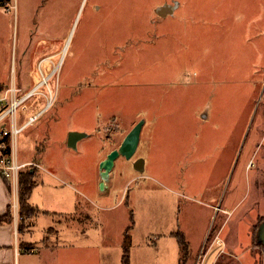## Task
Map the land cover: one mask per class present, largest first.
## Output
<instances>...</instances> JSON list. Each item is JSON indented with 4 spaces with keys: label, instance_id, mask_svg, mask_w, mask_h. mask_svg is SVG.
Wrapping results in <instances>:
<instances>
[{
    "label": "rangeland",
    "instance_id": "obj_1",
    "mask_svg": "<svg viewBox=\"0 0 264 264\" xmlns=\"http://www.w3.org/2000/svg\"><path fill=\"white\" fill-rule=\"evenodd\" d=\"M6 1L0 74L16 67L23 93L37 87L18 107L17 124L45 107L14 148L19 160H40L37 146L44 150L42 168H23L39 171L34 201L59 207L65 193L84 211L27 220L19 240L34 252L20 245L17 264H122L126 244L130 264H179L174 231L190 241L184 264H264L256 240L264 197L254 201L240 166L220 165L212 119L217 88L239 117L256 100L249 81L264 59V0ZM174 1L173 14H157V4ZM202 111L209 118L199 123ZM142 118L135 154L116 159L110 191L101 194L100 161ZM71 130L89 133L81 148L65 143ZM139 157L144 171L134 167ZM217 189L234 193L228 203L237 205L220 233L224 246L214 242L222 221L197 198Z\"/></svg>",
    "mask_w": 264,
    "mask_h": 264
},
{
    "label": "flooded vegetation",
    "instance_id": "obj_2",
    "mask_svg": "<svg viewBox=\"0 0 264 264\" xmlns=\"http://www.w3.org/2000/svg\"><path fill=\"white\" fill-rule=\"evenodd\" d=\"M102 10L97 9V11ZM264 59L259 62L262 66L256 68L255 74L249 83L257 87L255 101L244 117L235 115L231 107V101L223 100L224 92L216 89V101L214 111V152L220 165L232 167L240 166L245 171V179L250 189H254V201L257 202L264 197L261 192L264 184ZM218 79V74L216 76ZM261 95L259 97V94ZM230 93V92H228ZM242 97L249 98L246 95ZM247 100V99H246ZM219 107L217 108V106ZM226 106V107H224ZM228 109V110H225ZM226 118V122L224 120ZM221 167V166H220ZM240 178V176H238ZM240 182V180H239ZM206 195V190H204ZM207 193L208 197L210 195ZM250 195V194H249ZM219 211L220 208H217ZM233 215V212H232Z\"/></svg>",
    "mask_w": 264,
    "mask_h": 264
},
{
    "label": "crops",
    "instance_id": "obj_3",
    "mask_svg": "<svg viewBox=\"0 0 264 264\" xmlns=\"http://www.w3.org/2000/svg\"><path fill=\"white\" fill-rule=\"evenodd\" d=\"M164 3H169V2H164ZM164 3L157 4L156 9L158 6H160ZM2 9L3 8H0V14H2V13L5 14ZM167 15H169V14H167ZM167 15H165V16H167ZM165 16H162V18H165ZM10 72H12V73L10 74ZM21 76L22 75H18L16 67L12 66L8 73H5L3 75L0 74V85H3V86L8 85L11 82H16L17 84L19 83L22 85L23 81L21 79ZM215 78H216V75H215ZM214 105H215V103H214ZM224 107H226V106H224ZM44 108L45 107H42L40 110H42ZM213 108H215V106ZM33 115H35V114H33ZM208 118H209L208 117V111L207 112L202 111V116L199 119L200 120L199 123H202L203 121L207 120ZM212 119L214 122V115L212 116ZM26 122H24V123H26ZM197 137L199 139V137H201V135L197 133ZM83 138H81L78 141V143H77L78 148H81ZM66 141H67V139L65 140V143H66ZM43 151L44 150H42V149H37V156L40 158V160H38L37 158H34V159H30V160H19V161L21 163H29V164L37 163L40 165V167H39V169H40L43 167L42 166ZM35 154H36V152H35ZM18 159H19V156H18ZM29 169H31L32 171H35L36 174L39 172L38 170H36V169L34 170L33 167H30V166H29ZM36 174H35V177H36ZM37 185H38V182H37L36 186ZM36 186H35V188H36ZM35 188H34V190H35ZM34 190H33L32 195H31V202L33 203V205H35L40 210L36 214V216H38V215H82L84 212L83 210H81L79 208V206L78 207L75 206L76 202H75L74 198H71L69 195H66L65 193H64V195L61 196L60 202L57 203V205H60L59 207L55 206L53 208H49L47 206H44L43 204H40V202L34 201V199H33ZM218 190L219 189H217L215 193L211 192L208 197H205V196H203V197H197L196 196V197L200 198L198 200V204H199V208L201 210H203V212L204 211L206 213L209 212L210 215L214 217L215 223L217 221L218 222L222 221V223L219 225L220 227L217 228V230L215 232V235L220 237L221 231H223L225 229L226 224L229 221V216L232 215V212L235 210V207L237 205L236 204L233 205L232 203H228V201H234L235 200L233 197L234 193H231V195L230 194L228 195V193L226 191L225 194L223 196H221V192L220 191L218 192ZM15 197H16V195L12 189L10 181L8 179H6L3 175H0V213L3 214V213H7L8 211H11V214L13 215L11 222L0 224V264H17L16 261L18 260V262H19V260L21 258L20 256L22 254L20 251V245H22V246L27 245L28 247L33 248L32 244H30L29 242H26L24 240L22 242H20V240H19L18 225H19V217L20 216H19V207L15 208V206H14L15 201H16ZM70 207H76V208L74 211L73 210L71 211L70 209H72V208H70ZM228 207H230V208H228ZM217 208H220V210L218 211ZM84 214L89 215V213H87V212ZM36 216H34L32 218H35ZM213 225H212V227H213ZM78 231H81L82 233L86 234V231L83 229H80ZM171 233H174L173 235L175 236L176 232L174 231ZM211 248L212 247H210V249Z\"/></svg>",
    "mask_w": 264,
    "mask_h": 264
},
{
    "label": "built area",
    "instance_id": "obj_4",
    "mask_svg": "<svg viewBox=\"0 0 264 264\" xmlns=\"http://www.w3.org/2000/svg\"><path fill=\"white\" fill-rule=\"evenodd\" d=\"M0 8L9 10L11 5L6 0H0ZM36 91L37 87H34L30 91L23 93L22 88L16 82H11L8 86L0 89V172L10 181L16 195L15 208L19 207L20 173L23 168L29 165V163H21L18 159L17 150L14 148L16 137L45 108L30 116L29 120L20 126L16 121V111ZM214 242L222 246L225 245L219 236L215 237ZM25 251L33 253L34 249L30 247L26 248Z\"/></svg>",
    "mask_w": 264,
    "mask_h": 264
},
{
    "label": "water",
    "instance_id": "obj_5",
    "mask_svg": "<svg viewBox=\"0 0 264 264\" xmlns=\"http://www.w3.org/2000/svg\"><path fill=\"white\" fill-rule=\"evenodd\" d=\"M178 3V1L164 3L157 7L156 12L161 16L173 14ZM144 123L145 119H140L127 133L122 143L118 147L112 149L106 157L100 161L99 190L101 194H108L110 191L113 176L112 171L116 159L119 156H125L127 159H130L135 154L140 142L141 130ZM88 135L89 133L85 131L71 130L68 135L67 145L76 149L78 141ZM144 163L145 159L139 157L134 161V167L139 171H144ZM256 240L264 246V220H262L257 227Z\"/></svg>",
    "mask_w": 264,
    "mask_h": 264
},
{
    "label": "trees",
    "instance_id": "obj_6",
    "mask_svg": "<svg viewBox=\"0 0 264 264\" xmlns=\"http://www.w3.org/2000/svg\"><path fill=\"white\" fill-rule=\"evenodd\" d=\"M1 86L2 85H0V88ZM37 147L41 149L40 145H38ZM35 174L36 172L32 171L31 169H26V170L23 169L20 173V188H19V216L20 217H19V225H18L19 232L25 228V222L29 220L30 218L36 216V214L40 211L31 202V195L37 184ZM12 216L13 215L11 214V211H8L7 213H3V214L0 213V224L11 222L13 218ZM86 216H89V215H86ZM131 229H132L131 224L128 225L125 229L124 239L126 242H130V238H131L130 230ZM175 236L182 250V257L180 258L179 264H184L190 256V242L182 231L176 232ZM22 247L24 251L26 248H30L27 245H23ZM122 264H130V245L129 244H126L124 246L123 255H122Z\"/></svg>",
    "mask_w": 264,
    "mask_h": 264
},
{
    "label": "bare ground",
    "instance_id": "obj_7",
    "mask_svg": "<svg viewBox=\"0 0 264 264\" xmlns=\"http://www.w3.org/2000/svg\"><path fill=\"white\" fill-rule=\"evenodd\" d=\"M49 102H51V101H49Z\"/></svg>",
    "mask_w": 264,
    "mask_h": 264
}]
</instances>
